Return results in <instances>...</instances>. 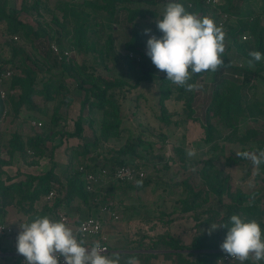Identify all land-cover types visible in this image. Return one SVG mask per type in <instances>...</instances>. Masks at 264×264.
Returning a JSON list of instances; mask_svg holds the SVG:
<instances>
[{"label": "rangeland", "instance_id": "rangeland-1", "mask_svg": "<svg viewBox=\"0 0 264 264\" xmlns=\"http://www.w3.org/2000/svg\"><path fill=\"white\" fill-rule=\"evenodd\" d=\"M35 1L8 0V5L9 7L16 5L19 8V19L34 29H39L41 33L45 32V37L36 38L32 34L27 36L18 32H10L7 28V22L0 20V60L9 61L13 58L11 64L14 66L13 76L0 87L4 90V97L0 94V134L4 145L2 157L7 161H10L11 153L7 144L13 133H21L24 139L44 135L47 153L45 155L37 154L33 149L28 148L27 151L31 150L33 153L27 152V160L17 154L13 156L12 162L4 167L10 175H19L17 177H23L21 174L38 173L42 169L51 167L54 163L57 164L58 171L63 170V175L66 173L65 167L68 166L69 162L75 168L82 164L99 167L105 163L109 167L114 162L124 160L128 161L130 165L144 167L147 176L136 181L146 182L154 187L152 195L155 198L158 197V193L160 195L156 202L146 205L145 209L141 210V213L150 212L149 228L151 229L138 228V233L131 232L127 236V240L121 245L124 252L119 254V264H127L129 259H135L128 258L126 254L137 252L141 254L139 259H135L137 264H186L184 261L198 264L201 256L197 254L198 251L190 254L188 250H183L182 256H180L173 252L169 242L163 243L161 238L164 237L166 238L165 241H168L169 237H172L179 240L180 243H190L193 236L209 230L211 225L207 218L209 214H204L200 222L197 223L193 219L180 221L179 214H181L182 206L180 201L192 197L191 190L197 192L198 195L194 201L196 205H199L197 211H206V209L211 208L214 219L222 218L219 196L210 191L206 178L203 176L204 167H208L210 172L212 167L222 171L223 179L226 180L221 185L223 187L225 185L229 189L230 196H235L239 193L238 189L241 188L250 194V199L256 197L255 194L251 193L254 189H258L255 182L257 178L253 177L254 173H250L249 177L247 170L248 167L258 166L254 165L250 159H244L243 163L240 164L235 163L234 159L240 155L245 145L243 144L245 141L241 138L242 133L250 128L257 131L258 134L264 132L263 119H249L245 123H241L238 127L241 132L234 135L233 132L231 133V127L224 124L222 116L215 115L211 111L208 118L209 122L217 129L218 139L214 142L215 144L213 142L208 143L204 140L205 132L202 123L205 122L204 106L207 96L205 93H208L211 84L216 79L214 72L208 73L205 79L198 82V91L200 93L201 90L203 91L194 102L196 103L194 116L198 118L188 117L184 101L176 102V99L172 97V101L166 102V114L171 115V124H166L161 119L163 109L159 104L158 84L141 82L136 88L129 90L125 88L119 95L121 97L120 116H122L123 123L117 134L112 133L104 138V134H102L104 131L103 124L105 122L108 124L113 119L105 116L102 109L87 106L82 112L84 123L81 136L68 137L64 145L56 151L54 161L50 160L52 139L62 133L77 131L76 121L80 116L81 102L84 98V91L78 85L83 79L82 71L90 72V68H94L97 71L96 74L101 73L105 77L127 79L133 85L139 73L151 61L146 55V45L150 34L145 35L144 30L151 29V32L156 30V19H160V15H163L166 6L172 0H163L158 3L133 1L130 3L132 7L138 6L148 9V11L155 9L158 14L155 17L149 15L150 12H148L143 17L139 16L133 23L127 20L126 10H121L117 17L113 18L97 9L94 5H102L101 0H90L93 5L88 6V14H86L88 18L86 19L83 18L85 14L78 17L70 11L64 16L65 9L61 8L64 7L65 3L72 2L75 6L88 0H40L37 9L32 6ZM222 4L230 8L231 14H235L234 22L251 13L255 15L261 12L260 20L264 26V0H226L225 3L222 0ZM25 6L29 10H20ZM196 15L201 17L200 12H197ZM81 23H86V26L83 25L85 37L79 43L76 31L77 29L80 30ZM134 30H138L142 38L138 41L137 50H129L126 47L128 41L125 42V40L131 38ZM228 30L229 25L223 30L225 51L221 55V59L224 58L225 54H228L234 65L251 66L255 69L256 66L253 63L249 64L251 59L237 57L235 47L228 49L226 37ZM245 31L251 34L249 30ZM108 36L113 37L115 49L105 52ZM49 40L56 41L61 48L70 49V58L60 60L56 57L48 48ZM129 51H133L139 56L140 61L131 58L128 54ZM63 63L72 65L71 72L64 70ZM28 67L34 71L36 89L43 91L48 83H53L52 85L55 86L62 83V89L57 91L49 87L50 90L47 94L42 92L33 94L30 103H23L17 115L13 109V102L20 98L22 88L17 85L16 88H13L12 85L16 79L24 78L28 74ZM157 73L165 75L159 70ZM253 82L255 87L250 90V94L255 97H264V79L255 78ZM48 95L51 97H47ZM34 121L41 122L42 125H35ZM259 140L256 139V142ZM139 141L142 142L141 146H137ZM131 145L135 146V152L132 154L137 152L138 158H134L132 155H123L124 149ZM256 145H260V143L257 142ZM176 146L184 148L183 160L180 155H176L174 149ZM192 150H195V155L190 157L188 152ZM252 152L256 153L254 151L249 153ZM167 153H172L175 159L167 160ZM209 160L212 166H205L206 161ZM247 164L249 165L247 166ZM68 178L71 179L69 175ZM111 182L117 185V182L113 180ZM132 184L118 183L117 187H120V190L116 188L114 193L110 194L111 199L120 209H125L123 196L126 191L131 190V187L134 186ZM112 186L113 184L108 186L107 193L113 189ZM57 190L60 197L66 193L65 190L59 188ZM224 197V201L229 200L226 196ZM262 203L261 206L264 207V201ZM173 210L178 212L177 216L169 215ZM18 211L15 205L7 207V213L10 212L9 215L14 218L17 217ZM121 215V219L128 217V211L121 210ZM134 237L138 240L132 241ZM262 238H264V229L262 230ZM252 260L253 263L256 262L254 258ZM258 263L264 264V260ZM231 264H241V262L236 260Z\"/></svg>", "mask_w": 264, "mask_h": 264}, {"label": "trees", "instance_id": "trees-1", "mask_svg": "<svg viewBox=\"0 0 264 264\" xmlns=\"http://www.w3.org/2000/svg\"><path fill=\"white\" fill-rule=\"evenodd\" d=\"M103 2L102 5H94L97 9L103 11L111 15L113 18L117 17L121 10L127 11V20L133 23L139 16L143 17L148 12L149 15H154L155 17L158 15L155 9H144L141 7H132L130 3L134 2H148V3H158L163 0H101ZM189 1L191 0H172L171 3H179L184 6L185 10L189 13L196 14L197 12L202 13V17H209L213 19V21L217 25V16L208 13V8L204 3V0H192L193 6L189 7ZM40 4V0H36L34 8L37 9ZM93 5L90 0L83 1L80 5H75L72 2L65 3L64 7L61 9H65L64 16H66L67 12L73 13L74 16H80L85 14L84 19L88 18L86 14H88V6ZM33 8V9H34ZM78 8V9H77ZM27 9V6L20 8ZM222 9L229 13L230 8L223 5ZM264 11V8H263ZM87 12V13H85ZM19 8L16 5L9 7L8 0H0V20L7 22L8 30L10 32H18L21 34H25L27 36L34 35V37H45V32L41 33L39 29H34L31 25L23 22V20L19 19L18 16ZM260 14L246 15L241 17L238 21L234 22L232 19L227 26L229 25V30L227 31L226 37L228 40V49L235 47L237 57H248L250 51H259L264 54V26L261 24ZM235 16V14H233ZM163 15H160V19ZM86 23H81L79 26L80 30L77 29L76 36L78 38V42H82L85 37V29L84 26ZM157 29V28H156ZM249 30L253 35V44L252 46L248 42L240 41V35L245 31ZM141 34L138 30H134L131 38L128 40L126 47L129 50H137L138 41L141 39ZM107 46H105V52L111 51L115 49V43L112 36H108ZM15 49V48H14ZM19 50V49H17ZM15 54V53H14ZM65 60V59H63ZM223 65L214 72L216 76L215 81L211 84V89L208 93H205L206 96V104L204 106L205 112V122L202 123L204 126L205 137L204 140L208 143H214L217 141L218 132L215 129L214 125L209 122V114L211 111L214 112L215 115H221L224 120V124L228 127H231V133L235 135L239 134L241 131L239 130V125L241 123H245L249 119H263L264 120V97H255L250 94V90L255 87L253 80L258 77H262V71L264 70V55H262V59L259 62H253L256 66L253 69L251 66L248 67H240L234 65L232 63V59L228 54H225ZM13 58L9 61H5L6 64L12 66ZM131 66V65H130ZM64 70L71 72L72 65L68 63H63ZM90 68V67H87ZM90 72L82 71L81 75L83 79L79 82V87L84 91V98L81 102V113L79 118L76 121L77 131L73 133H62L60 136L52 139L53 145L51 147V159L54 161V155L58 149H60L65 140L70 137H80L81 132L83 131V114L84 109L87 106L91 108L97 107L104 111L105 116H109L113 120L108 124L105 122L103 124L104 138L108 137L112 133H118L120 131V126L122 125V116L120 109V98L119 95L122 91L127 88L133 89L138 87L141 82H147L149 84H158V91L160 92L159 104L161 105V109H163L162 120L166 124H171L172 117L171 115H167L166 102L172 101V97L176 99V102L184 101V107L186 108V112L189 118H198L195 117L194 114L196 112L195 109V99H198L202 94L198 91V82L202 79H205L208 73L212 71L201 72L198 74H192L191 79L188 81L190 84L196 85V87L192 91H187L185 87H180L178 85L173 84L171 81L166 79L165 75H160L157 73L158 69L153 65L152 61L147 63V67L143 69L139 76L137 77L135 83L131 85L127 79H121L116 77H105L101 73L96 74L94 68H90ZM28 74L21 79H16L13 82L12 87L16 88V85L22 88V94L18 100L13 102L15 113H19L20 108L23 103H30V98L33 94L42 92L47 94L49 87L51 89H55L57 91L62 89V83H59L57 86L52 85L53 83H48L46 85L45 90L36 89L34 85V71L28 67ZM78 78V77H77ZM215 78V77H214ZM90 85H86V84ZM56 87V88H55ZM176 93V94H175ZM51 97V96H47ZM173 98V99H174ZM1 111V109H0ZM185 113V112H184ZM1 114V113H0ZM187 117V116H186ZM1 120V115H0ZM59 117L57 118L58 123ZM176 123H178L176 121ZM238 128V129H237ZM258 132L253 129H248L244 133H242L241 138L245 141L244 148L241 150L242 152H251L254 151L255 146L261 141H257ZM165 139V138H164ZM46 138L44 135H37L36 137H30L27 139L23 138L21 133H13L11 138L8 141L7 148L10 149V161H7L2 157V149L4 147L2 143V138L0 134V218H3L7 214V207L10 205L17 206L18 210L21 212H31L35 208V204L45 197L51 190L52 187L59 188L61 190H65L66 195H68L69 199H83L86 202L94 200L93 194L89 193L85 187V173L81 171L78 167H73L70 162L67 166V171H65V175L58 174L56 171V163H54L51 167L43 171H39L38 173H28L21 174L23 177H17L19 175H10L7 169L4 166L9 165L12 162L14 155H20L23 159L27 160V149H33L37 154H46ZM142 142L139 141L137 146H141ZM215 144V143H214ZM259 147H264L263 144ZM176 155H180L181 159H184L185 150L182 147L176 146L174 147ZM123 155H132L134 158H138L137 152H135V146L131 145L124 149ZM175 159V156H172L169 159ZM243 158L239 155L234 159V162L237 164L243 163ZM247 160V159H246ZM129 164L128 161L119 160L118 162H114L109 167L115 168L117 166ZM211 161H206V165L212 166ZM87 170L93 171L96 170V167H92L90 164L85 165ZM105 166L106 163H105ZM136 166V165H135ZM138 167V166H137ZM71 177L68 178V175ZM203 176L206 178L208 187L210 191L216 193L219 196V202L222 208V218L214 219L213 217V209H206V211L200 210L197 211L199 205H196L194 202L197 198V192L191 190L192 197L183 199L181 202V211L179 216H184L185 214H190L191 218L197 223L200 222L202 216L204 214L208 215V221L211 224L216 225H228L231 227L230 217L232 215H238L243 221L248 222L251 220H256L260 225L261 231L264 229V207L261 206L264 201V192L260 188L254 189L251 194H255L256 197L250 199V194H248L243 189H238L239 193L235 196H230L229 189L224 185V188L221 184L225 183V178L223 179V173L220 169L212 167L211 172L208 171V167H204ZM140 180V179H137ZM146 182L141 183L142 185ZM114 184V183H113ZM140 184V185H141ZM223 187V188H222ZM113 188V187H112ZM113 193V189L108 191L107 196ZM224 196H226L229 200L224 201ZM199 204V203H198ZM258 206V207H257ZM197 207V208H196ZM175 211H171L169 215H173ZM227 229L219 228L215 230L211 235L208 234V230L203 233H199L194 236L190 245H186L184 243H180L179 240H176L172 237H169L168 241H165L166 238L162 237L161 241L169 242L171 245L173 252L182 256L183 250H188L190 254L198 251L197 254L200 256V262L198 264H216L215 260H217L218 255L220 254L219 249L220 245L226 238ZM142 248V247H140ZM201 252V253H200ZM129 257L139 259L141 254L139 253H127ZM202 257V258H201ZM128 260V259H127ZM186 264H195L193 262L184 261ZM260 264L258 262H254L252 258L244 261V264Z\"/></svg>", "mask_w": 264, "mask_h": 264}, {"label": "clouds", "instance_id": "clouds-1", "mask_svg": "<svg viewBox=\"0 0 264 264\" xmlns=\"http://www.w3.org/2000/svg\"><path fill=\"white\" fill-rule=\"evenodd\" d=\"M155 23L162 35L159 38L150 35L146 55L173 84L192 91L196 87L188 83L192 74L216 72L223 65L221 55L225 51V34L213 19L189 13L179 3H169L162 18L156 19ZM150 33L151 29L144 30L145 35ZM262 55L259 51H250L249 64L261 61ZM194 155L195 150L188 152V156ZM240 155L256 166L264 163V150L258 154L242 152ZM230 223L231 227L211 224L208 230L211 235L219 228L227 229L221 250L241 264L250 258L256 262L264 260V238L258 222H245L238 215H232ZM19 227L16 250L24 257L25 264H60V257H63L64 264H119L118 253L110 258L99 241L90 248L86 247L63 220L43 216ZM127 264H137V261L129 259Z\"/></svg>", "mask_w": 264, "mask_h": 264}, {"label": "crops", "instance_id": "crops-1", "mask_svg": "<svg viewBox=\"0 0 264 264\" xmlns=\"http://www.w3.org/2000/svg\"><path fill=\"white\" fill-rule=\"evenodd\" d=\"M223 1L225 3L226 0ZM129 38H127L125 42L128 41ZM253 42H254L253 39L251 41H248V43L251 46ZM261 75L262 77H258L259 80L260 78L264 79V70L262 71ZM261 133L259 132L258 139H260V141L263 142L264 132ZM262 144L263 143H260V146ZM262 150H264V147L258 148V145H256L254 152L258 154L259 151ZM248 165L249 164H247V166ZM97 168L98 167H96V169ZM248 168H249L247 170L249 172L248 176L250 177V173H254L253 177L257 178L255 182L258 188H260L262 192H264V163L260 164L258 167H248ZM66 169L67 167H65V171H67ZM43 170L45 169H42L41 171ZM56 171L58 172V174L62 175L63 170L60 172L56 169ZM109 183H102L100 189L109 188L108 186L113 184V182H111L110 185ZM132 183H133L132 185L134 186L131 187V190L126 191V193L123 196L125 198L123 201V207L125 209H120V207H117L116 205L114 207L115 208L114 210H116L119 215L118 219H114L109 212H101L100 208L94 202V200L93 201L89 200L86 202L85 200L80 198L69 199L66 193H64V195H61V197L60 195L57 196L56 199L54 200L48 199V194H49L48 193L45 197H43L35 204V208L33 211L27 213L18 211L16 218L10 216L9 215L10 212H8L7 215L4 216L2 219L8 227L12 228V234L0 236V264H19V260L21 256L17 253L16 250V238L20 231V227H19L20 225L31 222L37 217L48 216L49 218H51L53 217L54 213L58 210L64 211L68 214L69 223L66 225L73 230L75 236L77 233L78 224L80 223L81 220L91 215L101 217L103 220V233L107 237L106 244L110 249V252L106 255H109V257H113L114 253L120 254L124 252V249L121 247V245L123 244L124 241L127 240V236H129L131 232L133 233L137 232V230H139L138 228H144V229L148 228L147 230L151 229L149 228L150 225L149 222L151 220L149 216L150 212L141 213V210H144L146 205L156 202L160 195V193H158V197L156 198L152 195L154 187H151L149 183L148 184L145 183L143 185L141 184L142 182H137V181H134ZM117 186L118 183L117 185L115 183L113 184L112 186L113 193L116 188L120 190V187L118 188ZM130 195H132V197H130ZM147 208L149 209V207ZM121 210L128 211V217H124L121 219L122 216ZM177 215L178 213H175L172 216H177ZM180 218H181L180 221L192 219L190 214H185L184 216H180ZM137 240L138 239L136 237L132 239V241H137ZM191 242L184 244L189 245L191 244Z\"/></svg>", "mask_w": 264, "mask_h": 264}, {"label": "built area", "instance_id": "built-area-1", "mask_svg": "<svg viewBox=\"0 0 264 264\" xmlns=\"http://www.w3.org/2000/svg\"><path fill=\"white\" fill-rule=\"evenodd\" d=\"M205 5L208 8V13L217 16V26L224 30L227 24L234 18V15L224 11L222 9V0H204ZM189 7L193 6V1H189ZM202 18V13H201ZM150 35H155L160 37L162 33L156 29L150 33ZM149 35V36H150ZM17 39V36H15ZM150 38V37H149ZM252 35L249 32L244 31L240 35V40L243 42L251 41ZM48 48L52 53L56 55L60 60L70 58L71 50L68 48H61L56 41L49 40ZM129 56L136 61H140V57L137 56L133 51L128 52ZM14 74V69L11 65L5 63V60H0V87ZM0 94L4 97V90L0 89ZM35 125H42L41 122H33ZM29 153H33L28 150ZM167 152V151H166ZM173 153V152H172ZM171 153V154H172ZM167 153V157L173 156ZM171 155V156H170ZM81 171L85 173V187L86 190L93 194L94 202L98 205L101 212H109L114 219H118L119 215L115 208V203L110 196H107V189H100L102 183H109L111 180L117 183H132L137 179H143L147 176V171L144 167H137L133 164H125L117 166L115 168L107 167L105 165L99 166L96 170H87L85 164L78 167ZM59 192L56 187L50 190L48 194V199L54 200L59 196ZM50 219L55 221L63 220L66 224L69 223V216L66 212L58 210L54 213L53 217ZM12 234V228L8 227L6 223L0 218V236ZM76 237L79 240H83L86 247H92L95 242L99 241L105 254L110 252L108 245L106 244L107 237L103 233V220L99 216H88L87 218L80 221L77 228ZM220 254L217 257L216 264H231L236 260L228 256L221 249H219ZM21 256V255H20ZM19 264H25L24 257L21 256ZM60 264H64L63 257H60Z\"/></svg>", "mask_w": 264, "mask_h": 264}]
</instances>
